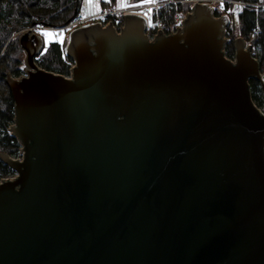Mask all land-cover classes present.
<instances>
[{
    "label": "water",
    "instance_id": "95a60500",
    "mask_svg": "<svg viewBox=\"0 0 264 264\" xmlns=\"http://www.w3.org/2000/svg\"><path fill=\"white\" fill-rule=\"evenodd\" d=\"M214 14L194 4L152 41L142 16L75 29L70 78L36 65L32 29L18 37L0 264H264L262 74L242 38L225 57Z\"/></svg>",
    "mask_w": 264,
    "mask_h": 264
},
{
    "label": "trees",
    "instance_id": "16d2710c",
    "mask_svg": "<svg viewBox=\"0 0 264 264\" xmlns=\"http://www.w3.org/2000/svg\"><path fill=\"white\" fill-rule=\"evenodd\" d=\"M101 10L117 8V1L99 0ZM178 1V0H173ZM233 1V0H230ZM249 3H259L260 0H237ZM131 5H136L141 0H127ZM82 0H0V154L17 156L20 145L10 135L8 128L14 118V102L7 85V76H19L24 53L18 46V39L13 38L19 32L33 23L47 26H61L72 19L74 11L78 12ZM218 15L224 14L229 21L225 29L227 44L225 55L232 58L235 54L234 43L237 38H242L250 47L251 55L260 62V69H264V10L245 7L238 14L232 13V5L227 4L223 10H218ZM190 11V5L170 3L155 10L153 21L157 18L163 20L162 29L168 34L177 28L173 21L175 12L185 14ZM113 26L119 29L123 24L122 16L106 18ZM150 35L154 30L149 31ZM65 46L60 42H52L42 50L35 63L44 70L68 75L72 60L65 55ZM255 89H250V96L254 103L259 100ZM14 172L0 160V179L8 177Z\"/></svg>",
    "mask_w": 264,
    "mask_h": 264
},
{
    "label": "built area",
    "instance_id": "2783aa9c",
    "mask_svg": "<svg viewBox=\"0 0 264 264\" xmlns=\"http://www.w3.org/2000/svg\"><path fill=\"white\" fill-rule=\"evenodd\" d=\"M183 1V0H182ZM184 2H188V3H205V2H211V0H184ZM214 2V1H213ZM216 3H218L219 5V9H222L221 4H223V8L227 5V4H231L234 5V12L238 13L242 8L248 7V8H255V9H259L262 8L264 9V1L262 4H255V3H249V2H245V1H230V0H216ZM169 2L166 3H161V4H150V5H143L142 7H140V10H137V8H133V9H124V10H115V11H105L102 12L100 14L97 15H88L86 13L85 10L81 9L76 16L67 24L61 26V27H48L42 24H38L36 26L30 27L29 29H32V34L38 35L40 38H44L45 36L42 35L43 32H48V31H52V32H56L58 36H61V32L62 30H67V29H71L74 28L76 25H80L82 23H86L87 21H92V22H104L106 21L107 17L110 16H115V15H122V16H128V15H138V16H142V18L145 20L146 23V29L147 30H154V33L150 36H154V35H158V31H162V33H165L162 29V25H163V20L161 18H157L155 21H153L152 19V9H157L162 5H166ZM181 4V1L179 0V2ZM209 4V3H208ZM148 15V16H147ZM173 21L174 23L178 24L180 23V19L178 14H174L173 16ZM109 24H111L110 22H108ZM29 29H25L24 31H27ZM225 54V52H224ZM227 58V57H226ZM231 61L232 58H227ZM233 61V60H232ZM74 67V65H71L69 67V73L66 77L70 78L71 77V69ZM256 107V106H255ZM257 108V107H256ZM258 109V108H257ZM258 111L264 115V109L260 110L258 109ZM21 147L19 148L18 154L17 156H14V159L20 158L22 156L21 153ZM22 159V158H21ZM21 159H18L19 161ZM16 176V174H12L8 177H4V179H14V177ZM2 179V178H1ZM0 179V181H1Z\"/></svg>",
    "mask_w": 264,
    "mask_h": 264
},
{
    "label": "rangeland",
    "instance_id": "374dc122",
    "mask_svg": "<svg viewBox=\"0 0 264 264\" xmlns=\"http://www.w3.org/2000/svg\"><path fill=\"white\" fill-rule=\"evenodd\" d=\"M117 1V8H118V10H121V9H123V8H126V9H133V8H137V10H140V7H122L119 3H118V0H116ZM181 1V5H193V3H188V2H184V0L182 1V0H180ZM214 1V2H213ZM216 0H211V2H205L206 4H208L209 3V5H211L212 6V8H213V10H214V8H215V6L216 5H218V3H216L215 2ZM83 2H84V6H85V9L87 10V11H89L88 10V6H90V8H91V10L92 11H94V12H98V11H100L101 10V5H100V1L99 0H96V2H93L91 5H89V4H86V2H85V0H83ZM126 2H127V0H126ZM166 3V2H169V3H173V4H176L177 2H179V1H173V0H154V2L153 3H155V4H161V3ZM128 3V2H127ZM153 3H151V4H153ZM201 3H203V2H201ZM128 4H130V3H128ZM132 4V3H131ZM130 4V5H131ZM146 5H150V4H146ZM163 6V5H162ZM161 7V6H160ZM191 7V6H190ZM158 9V8H157ZM157 9H155V10H157ZM155 10H154V8L152 9V12H151V14L153 13V12H155ZM90 12V11H89ZM214 12H215V14H214V17H218L217 15H216V11L214 10ZM174 14H178V16H179V19H180V21H181V19L182 18H184L185 17V15L187 14V13H185L184 15L183 14H181V13H179V12H175ZM128 16H131V15H128ZM133 16H138V15H133ZM148 16V15H147ZM220 17V16H219ZM95 24H97V25H99V26H101V27H106L109 23L107 22V21H104V22H100V23H97V22H92V21H87L86 23H82V24H80V25H76L74 28H71V29H67V30H62V32H61V36H58V35H56V33H54L55 35H52V36H49V37H45V39H44V48H46L50 43H52V42H60V43H62L63 45H66V43H67V41H68V38H69V35H70V33H72L75 29H78V28H83V27H86V26H90V25H95ZM179 24V23H178ZM229 25V24H228ZM122 26H123V24H122ZM122 26L119 28V29H117L115 26H113L114 27V29L116 30V32H119L120 31V29L122 28ZM173 32V34L175 33V30L174 31H172ZM21 33H23V30H21V31H19V32H15L14 34H13V38H17L18 39V37H19V34H21ZM49 33H52V32H49ZM149 30H145V32H144V34L149 38V41H152L153 40V38H154V36H150L149 35ZM170 33H168V34H166V33H163V35L164 36H168ZM34 35V34H33ZM155 36H157V35H155ZM223 38H225V39H227V36H226V34H224L223 35ZM240 38V37H239ZM227 44V43H226ZM235 45V44H234ZM246 46H248V45H246ZM246 49V48H245ZM234 61V58L233 59H231V61ZM256 60H258V59H256ZM232 61V62H233ZM22 65V64H21ZM39 67V66H38ZM24 68H26L27 69V66L24 64ZM40 68V67H39ZM23 70V69H22ZM22 76V75H21ZM12 77V76H11ZM19 77H20V75L19 76H13L12 78H14L15 80H18L19 79ZM257 96L259 97V99H260V102L261 103H259V102H256L255 103V106L258 108V109H260V110H263L264 109V101H263V96H262V93L261 92H258V94H257ZM13 125V122L11 123V125L10 126H12Z\"/></svg>",
    "mask_w": 264,
    "mask_h": 264
},
{
    "label": "flooded vegetation",
    "instance_id": "af4514ba",
    "mask_svg": "<svg viewBox=\"0 0 264 264\" xmlns=\"http://www.w3.org/2000/svg\"><path fill=\"white\" fill-rule=\"evenodd\" d=\"M38 55L35 56L34 60L37 59ZM258 62H259V60H258ZM21 72L23 73L22 69H21ZM259 73L262 74L260 79H256V78H250L249 79V81H248L249 82V88L251 89L253 87L255 89L256 92H254V93L256 96H257L258 92H261L262 96H263L261 84L264 83V77H263L264 76V69L263 70L260 69V62H259ZM256 102L261 103L259 100H256Z\"/></svg>",
    "mask_w": 264,
    "mask_h": 264
},
{
    "label": "snow or ice",
    "instance_id": "6c2138e0",
    "mask_svg": "<svg viewBox=\"0 0 264 264\" xmlns=\"http://www.w3.org/2000/svg\"><path fill=\"white\" fill-rule=\"evenodd\" d=\"M87 2L89 3H93L96 2V0H87ZM106 3L111 2V0H105ZM154 0H141V2L139 4L136 5H130L126 2V0H118V3L122 6V7H142L144 4H151L153 3ZM221 7L223 8V4H221ZM42 35H44L45 37H49L52 35H55L54 33H48V32H43Z\"/></svg>",
    "mask_w": 264,
    "mask_h": 264
},
{
    "label": "crops",
    "instance_id": "0c3cea01",
    "mask_svg": "<svg viewBox=\"0 0 264 264\" xmlns=\"http://www.w3.org/2000/svg\"><path fill=\"white\" fill-rule=\"evenodd\" d=\"M85 2H86V4H89V5L92 4V3L87 2V0H85ZM88 10H89L90 12L94 13V11L91 10L90 6H88Z\"/></svg>",
    "mask_w": 264,
    "mask_h": 264
}]
</instances>
